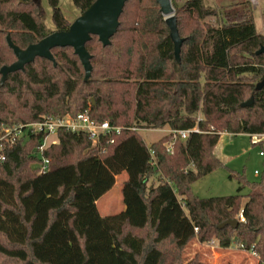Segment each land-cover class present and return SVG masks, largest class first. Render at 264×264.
Listing matches in <instances>:
<instances>
[{
    "label": "trees",
    "instance_id": "1",
    "mask_svg": "<svg viewBox=\"0 0 264 264\" xmlns=\"http://www.w3.org/2000/svg\"><path fill=\"white\" fill-rule=\"evenodd\" d=\"M71 1L79 14L94 2ZM47 2L54 30H67L71 22L59 0ZM179 14L194 17L191 35L181 36ZM208 16L218 18L202 0H185L176 9L184 39L177 62L156 1L126 0L110 44L96 35L86 42L92 66L86 81L70 46L51 49L56 65L36 57L7 75L0 86V126L87 110L92 120L124 129L96 143L87 133L58 129V143L41 153L49 160L43 173L27 171V162L40 161L37 147L46 134H31L5 151L0 254L19 264H184L191 241L214 238L221 248L236 245L264 262V173L258 182L241 180L232 195L202 198L190 188L222 165L214 154L222 132L264 133V87L255 90L264 76V54H256L264 34L247 11L227 14L217 26L203 21ZM54 30L39 1L0 0V68L16 60L7 34L25 48ZM251 95L253 103L242 107ZM129 127L199 132L174 141L167 133L147 146ZM122 172L123 209L101 215L96 201ZM152 176L158 184L148 187ZM245 184L249 192L243 195ZM234 218L236 227L218 228ZM198 259L185 264H203Z\"/></svg>",
    "mask_w": 264,
    "mask_h": 264
},
{
    "label": "rangeland",
    "instance_id": "2",
    "mask_svg": "<svg viewBox=\"0 0 264 264\" xmlns=\"http://www.w3.org/2000/svg\"><path fill=\"white\" fill-rule=\"evenodd\" d=\"M43 12L46 26L49 30H54L51 20V9L47 0H37ZM176 9L180 8L185 0H172ZM207 7H213L218 14L208 16L203 21L217 26L222 22L228 21L227 14H235L237 12L247 11L251 15L254 26L258 33L264 34V0H202ZM60 8L64 16L72 22L79 12L74 7L71 0H59ZM181 17L180 30L181 36L186 37L194 32V17H187L179 14ZM55 31V30H54ZM197 117H201L198 112ZM170 128L158 129H139L138 133L145 145L149 146L152 142L169 133ZM57 139V134H50L46 138L47 146L53 144L52 141ZM56 143V142H55ZM58 143V142H57ZM46 146V147H47ZM45 149V148H44ZM214 154L222 161V165L200 179L191 183V191L199 197L207 198L214 196H227L237 192V188L241 180L247 182H258L262 175H256L255 170L264 171V141L255 142L254 138L248 134L239 133L231 135L222 132L220 138L214 147ZM263 152V155H260ZM216 155V154H215ZM38 171V163L34 161L27 162V171ZM126 179L125 174L119 175L115 188L98 203V208L105 214H115L123 209L121 188L122 183ZM158 180L156 176H152L147 186H156ZM249 192L248 184L242 189V194ZM240 214V213H239ZM239 214L236 218H239ZM214 239V238H213ZM216 240V239H214ZM197 256L203 264H257L259 257L251 251L240 249L239 246L232 245L229 248H221L218 246L217 240L213 246L209 243L199 244L194 240L191 241L183 251L184 264L188 263ZM0 264H19L17 259L8 258L0 254Z\"/></svg>",
    "mask_w": 264,
    "mask_h": 264
},
{
    "label": "water",
    "instance_id": "3",
    "mask_svg": "<svg viewBox=\"0 0 264 264\" xmlns=\"http://www.w3.org/2000/svg\"><path fill=\"white\" fill-rule=\"evenodd\" d=\"M21 1V0H20ZM159 5L160 12L169 28V38L173 44V54L177 62H180V51L183 38L180 37L175 10L171 0H155ZM126 0H94V2L83 12H81L69 25L67 30H55L37 41L31 43L25 48H20L11 40L9 34L6 35V41L13 50L16 60L9 65H3L0 68V86L3 85L7 75L11 72L24 70L25 65L34 61L36 57L46 58L56 65L51 49L54 47L70 46L78 56L83 69L84 80L89 79L92 66L90 63L91 55L86 50V42L96 35L102 45L110 44V38L116 32L119 25V16L122 13ZM256 54H264V46L260 47ZM264 87V76L255 84V90H261ZM254 101V95L241 103L242 107L249 106ZM92 103L94 99L92 98ZM238 219L226 220L218 225L221 229L227 225L236 227Z\"/></svg>",
    "mask_w": 264,
    "mask_h": 264
},
{
    "label": "built area",
    "instance_id": "4",
    "mask_svg": "<svg viewBox=\"0 0 264 264\" xmlns=\"http://www.w3.org/2000/svg\"><path fill=\"white\" fill-rule=\"evenodd\" d=\"M255 2V0H250ZM64 128L74 132L87 133L90 140L93 143L100 138H103L112 133L120 134L124 129L121 126L111 125L108 121H94L91 119L87 110L76 114L75 116L66 115L64 117H43L41 120L28 122V123H14L3 124L0 126V163L5 160V151L17 143L26 141L31 134L42 133L47 136L50 134H56L58 129ZM130 131L138 130L135 127L127 128ZM199 132L198 127L193 129H170L169 133L172 135V140L181 139L185 140L190 132ZM250 137L254 138L255 142L264 141V133L252 134ZM47 138V137H46ZM45 138V139H46ZM45 139L37 147L38 154L40 155V161L38 162V173H43L48 170L49 160L42 156V151L46 148ZM167 151H171V143L167 145ZM152 154V151H151ZM263 155V152H260ZM263 172L255 170V174L259 175ZM240 221H244L242 213L239 214ZM197 230V228L195 229ZM216 240L211 239L209 244L213 246ZM241 247V246H240ZM254 255L255 252L251 251ZM258 256V255H257ZM260 264L264 262L260 261Z\"/></svg>",
    "mask_w": 264,
    "mask_h": 264
},
{
    "label": "crops",
    "instance_id": "5",
    "mask_svg": "<svg viewBox=\"0 0 264 264\" xmlns=\"http://www.w3.org/2000/svg\"><path fill=\"white\" fill-rule=\"evenodd\" d=\"M224 133V132H223ZM54 135H56V134H54ZM221 135V134H220ZM48 137V136H47ZM220 138V137H219ZM45 141H46V139H45ZM53 143H57L58 142V138L56 139V140H54V141H52ZM46 146H47V143H46ZM214 152H215V150H214ZM216 154V156H217V153H215ZM121 174H125L126 175V178H127V174L125 173V172H122ZM120 174V175H121ZM118 178H119V175L117 176V180H118ZM117 180H116V182H115V184H114V188H115V186H116V184H117ZM112 187V188H113ZM110 192V190L108 191V192H106L101 198H99L97 201H96V204H97V208H98V203H99V201H101L104 197H106V195L108 194ZM98 210H99V208H98ZM99 212H100V214L101 215H110V214H105V213H103V212H101L100 210H99Z\"/></svg>",
    "mask_w": 264,
    "mask_h": 264
}]
</instances>
